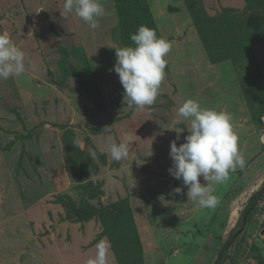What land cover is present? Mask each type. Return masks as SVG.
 I'll use <instances>...</instances> for the list:
<instances>
[{"label":"rangeland","instance_id":"374dc122","mask_svg":"<svg viewBox=\"0 0 264 264\" xmlns=\"http://www.w3.org/2000/svg\"><path fill=\"white\" fill-rule=\"evenodd\" d=\"M263 1L100 0L106 14L92 30L74 11L61 16L64 0H0V34L26 68L2 80L11 89L0 97V264H87L101 239L111 245L107 264L134 263L137 250L115 244L110 204L124 229L134 222L141 264H214L220 251L221 264H264ZM141 25L171 50L156 102L136 110L113 68L115 49L135 47ZM188 99L231 114L246 161L207 212L189 206L168 172L170 143L191 131L177 114ZM125 141L129 157L114 161L108 147ZM92 211L107 216L78 220ZM181 213L175 226L163 215L178 222Z\"/></svg>","mask_w":264,"mask_h":264},{"label":"clouds","instance_id":"9594fccd","mask_svg":"<svg viewBox=\"0 0 264 264\" xmlns=\"http://www.w3.org/2000/svg\"><path fill=\"white\" fill-rule=\"evenodd\" d=\"M73 11L92 30L100 27V18L106 14L100 0H64L61 16L66 18ZM130 39L135 47L115 49L113 71L118 74L124 89V101L127 100L131 108L143 110L153 105L160 95L167 66L165 57L171 50V43L158 38L155 30L145 25L139 26ZM25 71L24 52L7 34H0V80L20 77ZM177 114L184 120H190L191 131L179 146L176 141L170 143L172 166L168 172L174 179L182 180L188 189V200L197 202L203 209H214L219 200L213 194L215 189L212 185L224 184L230 172L237 168L243 170L246 164L239 150V138L233 130L232 116L226 111L203 108L193 99L186 100ZM110 129L106 127L103 131L110 133ZM107 151L114 161L119 162L129 157L130 144L127 141L113 143ZM200 177L206 181L205 184L200 182ZM174 191L180 193L182 189L177 187ZM95 248V257L87 264H107L110 242L101 239Z\"/></svg>","mask_w":264,"mask_h":264},{"label":"trees","instance_id":"16d2710c","mask_svg":"<svg viewBox=\"0 0 264 264\" xmlns=\"http://www.w3.org/2000/svg\"><path fill=\"white\" fill-rule=\"evenodd\" d=\"M255 6H258V4L255 5ZM260 6H261L260 8L264 10V3H262ZM250 7H251V5H249V7L246 6V8H250ZM250 11H253L252 8L245 10V12H247V15L250 14ZM255 11H257V10H255ZM245 12H243V13H245ZM260 12L261 13H264V11H260ZM119 18L120 17H118V20H119ZM246 33H247V31H246ZM263 36H264V34L259 32L257 34L256 42H264L263 40H261V38ZM123 37L126 39V41H128V38L126 37L125 34L123 35ZM7 178H9V177H7ZM256 197H257V194H255L254 195V198H251L250 201H249V203H248V205H246L247 206L246 207V213L247 214L244 217V223H246L250 219V217H251V209H252V206L254 204V201H255V198ZM127 208H128V210L126 212V215L130 219H132L131 209H130V207H127ZM105 211L108 212V215H113L114 214V216H110L111 217L110 219H111V222H112V229L114 231L117 230V233H118L116 235L115 239H114L115 241H117V243H115V244H117V247L120 246V245H123V246H125L126 249H128L131 246L130 248H131L132 251H133V249L134 250H137L136 253L139 254V259H133L134 260V263H132V264H137V262H140V264H141V262H142V249H141V245H140L139 242H137V240L136 241H133V237H131V236H134L135 235L134 238H137L136 232H135V229H134V227H135L134 226V222L129 223V225L127 226L128 229H127V227H126V229H124L125 228V225H119V222H117V219H118L117 216L119 215V213L116 214L117 212H116V208H115L114 205H112V204L108 205L106 207V210ZM100 213H101V216L102 215H104V217L107 216V214L104 213V211L103 212H101V211H92V212H90V213H88L86 215H82L81 217H78V220H80L82 222H88L92 217H94V214H100ZM107 231L110 233V235H115V233H116L114 231H110L108 228H107ZM115 244H113V245H115ZM114 247L116 248V246H114ZM115 254H116V252H115ZM222 254H223V251H220L218 253V255L216 257V260L214 261V264H221ZM126 255H128V253H126ZM127 258H129V256ZM117 264H131V263H130V261H124V259H122V261L120 263L117 262Z\"/></svg>","mask_w":264,"mask_h":264},{"label":"crops","instance_id":"0c3cea01","mask_svg":"<svg viewBox=\"0 0 264 264\" xmlns=\"http://www.w3.org/2000/svg\"><path fill=\"white\" fill-rule=\"evenodd\" d=\"M8 4V3H7ZM6 4V5H7ZM22 12V11H21ZM13 14H16V11H13L12 12ZM10 14V13H9ZM10 16V15H9ZM4 18V17H3ZM1 16H0V21H3L4 19H3ZM0 27H1V22H0ZM8 83H6V82H4V81H2V80H0V97H2V98H10V97H3V93H6V91H8V90H10L11 89V86L9 85ZM176 136V135H175ZM168 167H171L172 166V160H171V162L167 165ZM173 183L174 182H177V180L176 179H173V181H172ZM181 182H182V180H181ZM175 185V184H174ZM261 185H262V183H261ZM261 185H259L258 187L260 188L261 187ZM216 186V188H215V190H218L219 191V189H220V192H221V188H224L223 187V184L222 185H216V184H213L212 185V187L214 188ZM255 191L257 190V189H254ZM187 192V191H186ZM251 196V195H250ZM190 201V203L192 204V205H190L189 203V206L190 207H194V206H196L197 204H196V202L195 201H192V200H189ZM188 201V202H189ZM199 206V205H198ZM208 210H211V209H206V212L208 211ZM213 210V209H212ZM162 213H164V212H162ZM218 213V212H217ZM219 214H220V212H219ZM228 214H232V215H234V214H236L235 213V211H230V210H228ZM161 215V214H160ZM166 218H167V220H169V222H173L172 224H174V226L175 225H180V223H184V222H182V221H180L179 219H183V214L181 213L180 215H179V218L178 219H176V220H179L178 222L177 221H175L174 219V216H173V214L172 215H170V216H173V218H170L169 216H167L166 214H163ZM220 215H223V214H220ZM231 215V216H232ZM214 216H218L217 214H215ZM176 217H178L177 215H176ZM225 217H223V219H224ZM216 220V219H215ZM197 230H199V229H197ZM198 253H200V252H198ZM46 261V260H45ZM198 259H197V261L195 262V264H198ZM47 263L48 264H51V261L49 260V259H47ZM63 264L65 263V262H62Z\"/></svg>","mask_w":264,"mask_h":264},{"label":"water","instance_id":"95a60500","mask_svg":"<svg viewBox=\"0 0 264 264\" xmlns=\"http://www.w3.org/2000/svg\"><path fill=\"white\" fill-rule=\"evenodd\" d=\"M259 122L262 123L264 126V117H262Z\"/></svg>","mask_w":264,"mask_h":264}]
</instances>
